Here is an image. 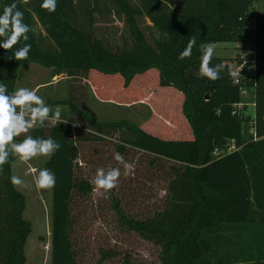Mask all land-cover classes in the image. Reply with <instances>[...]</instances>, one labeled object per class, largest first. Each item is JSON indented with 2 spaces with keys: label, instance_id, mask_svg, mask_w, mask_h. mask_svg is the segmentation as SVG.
<instances>
[{
  "label": "trees",
  "instance_id": "obj_1",
  "mask_svg": "<svg viewBox=\"0 0 264 264\" xmlns=\"http://www.w3.org/2000/svg\"><path fill=\"white\" fill-rule=\"evenodd\" d=\"M257 2L57 0L54 13L41 9L40 0L19 5L32 29L27 41L31 51L27 60L16 61L10 52L24 41L0 49V81L10 92L20 68L36 64L54 77L84 80L100 101L148 102L151 108L139 125L98 123L87 105L82 108L69 98L61 103L69 110L62 115L66 123L31 130L33 137H51L61 145L45 165L56 177L51 264H81L72 240L71 206L74 194L86 196L92 187L76 178L77 143L105 139H116L120 154L131 150L149 156L150 166L165 180L162 207L149 217L129 216L120 199L111 198L118 232L159 248L160 264H253V259L264 264L256 254L264 248V10L255 11ZM116 24L121 25L119 34ZM189 38L197 46L180 60ZM209 43L251 44L253 74L239 75L234 83L227 62L213 58L214 64L225 66L221 78H199V46ZM240 89L253 94V117L247 106L236 108L246 101ZM15 160L0 169V264H25L31 233L23 218L25 196L10 179ZM231 230L257 241L250 260L231 261L224 252L226 242L218 241Z\"/></svg>",
  "mask_w": 264,
  "mask_h": 264
},
{
  "label": "rangeland",
  "instance_id": "obj_2",
  "mask_svg": "<svg viewBox=\"0 0 264 264\" xmlns=\"http://www.w3.org/2000/svg\"><path fill=\"white\" fill-rule=\"evenodd\" d=\"M262 10L264 4L258 2L255 11ZM146 23L149 24L148 21ZM115 26L119 34L121 25ZM215 46L214 58L225 60L230 72L235 70L241 76L253 74L251 44L218 43ZM86 86L84 80H70L65 76L54 77L50 69L36 64H26L19 70L15 90L19 87L37 90V94L43 97L53 110L60 106L64 116L69 114V110L61 103L72 98V101L82 108L87 105L88 115L98 123L125 121L139 125L151 115L148 102L119 105L100 101ZM245 102L249 104L246 108L247 115L253 117L255 109L252 105V92L248 93ZM115 145L116 139L77 143L79 156L76 161V178L87 181L92 187L86 196L77 193L73 196L72 240L75 243L77 260L81 264H160L159 248L135 234L118 232L110 209V200L113 197L119 198L124 212L129 216L138 219L149 217L162 207L165 180L156 166H150L149 156L131 150L121 154L125 161L133 166L125 175L122 166L113 159L114 154L119 153ZM48 160V157H37L27 163L15 160L11 164L12 176H19L28 185L26 188L14 186L25 196L26 208L23 218L31 226V233L24 247L25 264H51L52 188L37 189L33 180L38 171L45 168ZM112 167H121L122 174L118 187L106 195L102 190L95 188L93 180L98 168L107 171ZM218 242H226L224 252L229 255L231 261L250 260L249 255L253 254L252 251L256 253L253 242L257 241H252L247 235L241 236L234 230L225 233ZM236 242L245 244L238 246ZM258 253L264 259V248L258 249L256 254ZM253 260L255 261L253 264H256V259Z\"/></svg>",
  "mask_w": 264,
  "mask_h": 264
},
{
  "label": "clouds",
  "instance_id": "obj_3",
  "mask_svg": "<svg viewBox=\"0 0 264 264\" xmlns=\"http://www.w3.org/2000/svg\"><path fill=\"white\" fill-rule=\"evenodd\" d=\"M30 2L31 0H11L10 3H4L0 0V49L10 50L21 41L25 42L14 53L10 52L11 58L16 61L27 60L31 51V44L27 41L28 33L32 29L25 23L24 12L19 7L21 3L27 5ZM40 7L48 13H54L57 0H40ZM196 46L195 38H189L178 59L184 60L190 57ZM215 52L214 43L199 46L200 63L196 73L199 78L209 81L221 78L225 66L213 63ZM230 75L234 83H239L240 73L233 70ZM66 122L61 107L56 106L53 110L44 98L37 94V90L19 87L14 92H10L7 84L0 81V169L9 162L10 158H15L20 163L30 162L37 157L51 158L61 145L51 137H33L31 130ZM21 136L23 139L16 142ZM113 159L122 166L125 175L133 167L120 153H115ZM121 174V167H112L107 171L98 168L93 180L94 186L107 195L118 187ZM10 179L13 186L28 187L19 176H12ZM33 180L34 186L40 190L51 189L56 184L55 174L48 168L39 170Z\"/></svg>",
  "mask_w": 264,
  "mask_h": 264
},
{
  "label": "built area",
  "instance_id": "obj_4",
  "mask_svg": "<svg viewBox=\"0 0 264 264\" xmlns=\"http://www.w3.org/2000/svg\"><path fill=\"white\" fill-rule=\"evenodd\" d=\"M240 94H241V97L243 98V100H246L247 99V95H248V92L246 91V90H244V89H240ZM247 105H249L248 103H245L244 101H242L241 103H239L237 106H236V108L237 109H241V108H243L244 106H247ZM253 105V104H252ZM250 127H251V130L254 132V122L253 121H251L250 123ZM234 148L231 146L230 148H229V151H231V150H233Z\"/></svg>",
  "mask_w": 264,
  "mask_h": 264
},
{
  "label": "crops",
  "instance_id": "obj_5",
  "mask_svg": "<svg viewBox=\"0 0 264 264\" xmlns=\"http://www.w3.org/2000/svg\"><path fill=\"white\" fill-rule=\"evenodd\" d=\"M258 2H260V3H263L264 4V1H262V0H258ZM258 2L255 4V7H256V5L258 4ZM263 11V10H262ZM251 63L253 64V61H251ZM89 90H91V88L89 87ZM92 91V90H91ZM94 95V94H93Z\"/></svg>",
  "mask_w": 264,
  "mask_h": 264
}]
</instances>
